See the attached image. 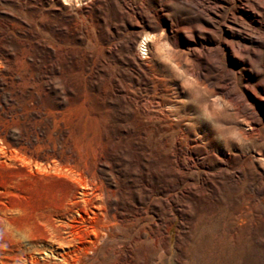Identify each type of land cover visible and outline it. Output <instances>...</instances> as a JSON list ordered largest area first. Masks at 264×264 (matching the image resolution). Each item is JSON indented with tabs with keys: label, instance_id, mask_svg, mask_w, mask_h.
<instances>
[{
	"label": "rangeland",
	"instance_id": "obj_1",
	"mask_svg": "<svg viewBox=\"0 0 264 264\" xmlns=\"http://www.w3.org/2000/svg\"><path fill=\"white\" fill-rule=\"evenodd\" d=\"M0 146V264H264V0H0Z\"/></svg>",
	"mask_w": 264,
	"mask_h": 264
},
{
	"label": "bare ground",
	"instance_id": "obj_2",
	"mask_svg": "<svg viewBox=\"0 0 264 264\" xmlns=\"http://www.w3.org/2000/svg\"><path fill=\"white\" fill-rule=\"evenodd\" d=\"M25 66H26V61L24 59H22V68ZM33 81H35V78H34V75L32 73H28V74L22 73V83H28V82H33ZM0 154L7 156V157L9 156L7 150L3 146H0ZM37 163H40V162H37ZM36 165H38V164H36ZM81 175L85 177L86 176L85 171H82ZM96 190L97 189L95 188V190H92L91 192H89V190H86V189L84 190V186H83V190H81L80 194L82 197V201L84 203H86V204L88 202L91 203V205L96 208V212L100 213L102 215L105 211L100 209V202L97 201L96 198L90 196V194H94ZM2 194H3V192L0 191V200L5 198V194H3V195ZM0 205H5V203L4 202L2 203V201H0ZM0 210H1V208H0ZM91 212L93 214H96V212H94L92 210H91ZM10 214H11V211L4 212L5 216L6 215L9 216ZM8 216H6V217H8ZM78 248H82L83 250L87 249L85 245H83V246L80 245V246H78ZM63 252H66V251H63ZM67 256H68V254H66V253L61 254L59 259H61L62 262H64L67 260V258H66Z\"/></svg>",
	"mask_w": 264,
	"mask_h": 264
}]
</instances>
